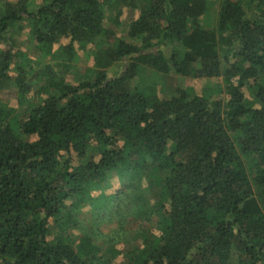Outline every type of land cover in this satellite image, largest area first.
Segmentation results:
<instances>
[{
	"label": "trees",
	"instance_id": "obj_1",
	"mask_svg": "<svg viewBox=\"0 0 264 264\" xmlns=\"http://www.w3.org/2000/svg\"><path fill=\"white\" fill-rule=\"evenodd\" d=\"M36 1L0 4V92L15 72L24 107L0 100V264H264V0ZM78 50L93 71L71 82ZM144 67L221 93L159 99ZM128 218L150 233L99 230Z\"/></svg>",
	"mask_w": 264,
	"mask_h": 264
},
{
	"label": "rangeland",
	"instance_id": "obj_2",
	"mask_svg": "<svg viewBox=\"0 0 264 264\" xmlns=\"http://www.w3.org/2000/svg\"><path fill=\"white\" fill-rule=\"evenodd\" d=\"M4 0H0V4L3 3ZM7 1H13V0H7ZM39 0L36 1L38 4ZM212 3L214 4V8L217 6L216 4L218 3V0H212ZM108 15V11L106 13ZM132 17L130 15V12L126 9H122V14L119 17L118 25H115L114 22H108V27L113 30L117 35H122L125 36L126 29H127V20H129ZM109 17H106L105 22L107 21ZM210 22H214V14L211 15L210 17ZM16 41V50L19 51L21 54L26 56L28 59L31 60H36L41 63H45L48 61V59L42 58L40 56L35 48L34 42L31 41V39L28 37V28L25 25H22V30L19 32V35L16 36L15 38ZM5 49V48H4ZM58 46L54 47V51H57ZM60 65L58 64V61L56 63L53 62V65ZM68 70L65 72L67 73L66 77L68 81L74 82L77 80H81L85 76H89L92 74L93 71V61L89 53H85L81 50H78L76 52V55L74 56L73 60L71 63L68 65ZM61 71V70H59ZM64 72V70L62 69ZM29 74H32L29 72ZM15 72H11L9 74L8 81L5 82L4 88L0 92V100L1 102L9 107L16 109L18 112H23L24 107H20L18 105V97L19 93L14 85V78H15ZM31 76V75H30ZM30 76L28 78H30ZM135 83L140 85L141 87L144 88H151L156 96L159 99H164L168 100L172 96H174L177 91L180 90H191L193 93L199 95L203 93H210L213 96H219L221 93L222 89V84L220 80H207V79H200V80H194L190 78H185L178 76L174 73H168V74H162V73H157L154 71L152 68L144 67L143 70H141L140 74L138 77L135 79ZM34 90V89H33ZM219 91V94H217ZM247 94V93H246ZM34 92L31 91L29 92L25 97H26V103L28 102H33L37 103L38 98H34ZM33 138H30L29 140L31 141ZM110 179V184L108 187H106L105 190V195L110 196L114 194L115 191L119 190L120 185L119 182L115 176V174L111 173L109 176ZM80 216L79 219L81 220L82 223L86 224V227H90L91 224H89L90 220V213L87 211V208L80 207ZM135 229H140L141 231H144L145 233H150V225L147 224L146 222H138V221H132L129 218L127 219L126 226L122 230L119 229L118 224L116 221H111V222H105L102 223L101 226L99 227V230L104 234H113L114 232H117L119 230V233H122V235H125V237H128L129 240L132 241V238L134 237V230ZM141 233V232H140ZM124 237V238H125ZM141 241L140 239H136L134 243L131 242V245L129 244H117L115 247L117 250H124V248H133L134 246H140Z\"/></svg>",
	"mask_w": 264,
	"mask_h": 264
}]
</instances>
